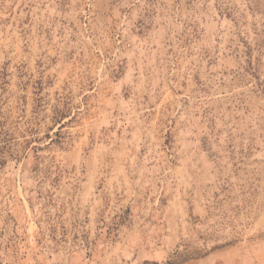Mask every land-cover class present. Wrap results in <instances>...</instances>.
Returning a JSON list of instances; mask_svg holds the SVG:
<instances>
[{"label": "rangeland", "instance_id": "obj_1", "mask_svg": "<svg viewBox=\"0 0 264 264\" xmlns=\"http://www.w3.org/2000/svg\"><path fill=\"white\" fill-rule=\"evenodd\" d=\"M0 127V264H264V0H0Z\"/></svg>", "mask_w": 264, "mask_h": 264}, {"label": "trees", "instance_id": "obj_2", "mask_svg": "<svg viewBox=\"0 0 264 264\" xmlns=\"http://www.w3.org/2000/svg\"><path fill=\"white\" fill-rule=\"evenodd\" d=\"M1 130V127H0ZM10 150V142L8 139H4V141L0 144V160L4 159V154L9 153Z\"/></svg>", "mask_w": 264, "mask_h": 264}]
</instances>
